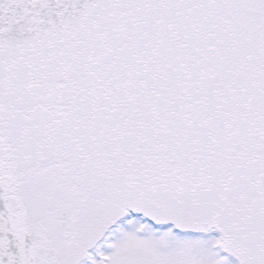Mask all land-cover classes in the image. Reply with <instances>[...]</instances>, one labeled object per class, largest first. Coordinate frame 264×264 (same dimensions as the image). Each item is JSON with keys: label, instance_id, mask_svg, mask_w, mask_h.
<instances>
[{"label": "snow or ice", "instance_id": "1", "mask_svg": "<svg viewBox=\"0 0 264 264\" xmlns=\"http://www.w3.org/2000/svg\"><path fill=\"white\" fill-rule=\"evenodd\" d=\"M0 264H264V0H0Z\"/></svg>", "mask_w": 264, "mask_h": 264}]
</instances>
